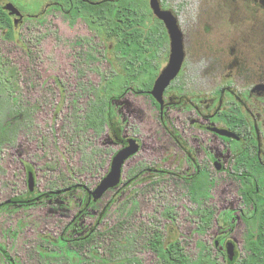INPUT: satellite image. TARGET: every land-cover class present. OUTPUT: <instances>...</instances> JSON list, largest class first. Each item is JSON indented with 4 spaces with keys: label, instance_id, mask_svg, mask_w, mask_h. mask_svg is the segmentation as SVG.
I'll return each mask as SVG.
<instances>
[{
    "label": "rangeland",
    "instance_id": "374dc122",
    "mask_svg": "<svg viewBox=\"0 0 264 264\" xmlns=\"http://www.w3.org/2000/svg\"><path fill=\"white\" fill-rule=\"evenodd\" d=\"M216 1L168 0L186 32L189 65L207 68L211 65L210 55L203 52L205 46L209 48L210 41L203 45L197 39L200 34L207 37L212 35L205 31L209 11H201L199 6L203 2L210 8L209 5ZM7 2L26 17L16 24L21 41L6 38L3 36L5 31L0 30V52L20 71L17 102L21 107L30 109L31 123L19 131L14 142L1 145L0 203L17 196L33 198L38 193L70 184L81 183L93 189L109 171L112 157L120 145L107 131L96 134L93 130L76 129L72 113L74 98L77 97L82 109L85 108L91 94L86 89L85 92L76 93V89L81 83L88 87L101 85L106 76L121 69L120 61L115 65L112 58L116 54L110 52L111 44L102 42L98 33L84 20L72 23L66 15L55 11L41 13L48 0H0V5L6 7ZM200 19L203 20L199 26ZM154 24L155 21L150 26ZM160 29L163 31L161 26ZM86 35L96 41L94 44L97 43L100 60L81 78L76 68L75 52L80 48L76 39ZM38 39L42 42H37ZM167 48L166 42L155 57L154 63L159 68L157 75L166 65ZM26 50L31 53L28 54ZM34 50L40 53L39 58L35 57ZM139 84L135 82L133 86L139 89ZM123 96L121 105L127 101L135 102L142 113L141 117L137 116V121L133 116L129 120L128 109H125L126 116L123 118L128 122L124 126V134H135L145 144L143 150L126 163L123 183L142 167L164 166L181 171L183 164L178 165V156L171 162L163 157L164 136L156 120L155 105H150L151 100L143 97L145 94L138 96L133 90L124 91ZM173 152L179 153L174 147ZM30 170L35 176L32 191L28 184ZM211 176L210 197L204 201L206 205L213 206L216 214L232 202L242 205L241 194L239 192L237 195L226 171L212 169ZM84 193L83 189L78 188L31 206L0 210V242L6 246L15 264H105V260L111 256L120 257L122 254H135L146 264H156L157 255L147 247V238L155 225L162 227L168 236L176 235L192 257L199 251V241L212 246L220 233L215 221L204 235L196 231L198 219L193 210L197 204L191 200L187 184L161 175L146 174L130 185H120L110 190L84 216H80L83 229L71 235L77 236L90 226H98L95 238L87 248L75 250L58 245L56 239L64 234L68 222L84 208ZM114 198L99 223V217ZM168 206L175 208V224L161 214ZM246 230L244 221L240 219L232 231L231 235L237 243L235 257L245 251ZM221 246L212 248L219 254V260L226 262L224 246ZM0 264H9L1 252Z\"/></svg>",
    "mask_w": 264,
    "mask_h": 264
},
{
    "label": "flooded vegetation",
    "instance_id": "af4514ba",
    "mask_svg": "<svg viewBox=\"0 0 264 264\" xmlns=\"http://www.w3.org/2000/svg\"><path fill=\"white\" fill-rule=\"evenodd\" d=\"M79 1L87 0H48L41 8V13L55 11L66 15L71 22L73 6ZM110 1L119 3L118 0ZM131 1L130 7L134 16H136L137 10L141 14L149 10L152 12L151 19L148 18L144 22L146 26H150L152 22L156 21L157 17L151 9L150 0H140V3L138 0ZM159 2L163 9L172 10L178 19L184 35L185 59L179 74L164 92L162 108L149 93L150 89H137L132 86L130 90H133L138 96L145 94L146 96L143 97L151 100L150 105H155L156 120L162 128L164 136L163 157L167 158L166 161L171 162L178 156V165H183L180 166L181 171L164 166L159 168L142 167L136 170V173L140 171L143 173L135 181L143 175L152 174L165 176L188 186V183L194 182L202 171L208 173L209 180L212 179V169L226 171L231 177V184L235 187L237 195L240 192L242 200L241 206H238L237 202H232L217 214L215 213L217 218L221 215V220L216 219L215 221L220 229L215 244L221 248L222 244L223 252L227 254L226 245L229 241H234L237 245L231 235L232 231L238 226L240 219L244 221L247 229L249 223L246 218H249L251 211L255 209L253 198L246 190L249 196L246 199L242 194V188L245 185L258 187L259 184L264 183V180H258L256 177V172L264 171V0H218L210 4V8H207L203 2L200 3L201 11H209V20H205L208 22L205 31L212 34L210 37L202 34L197 35L201 44L210 41L209 48L205 46L203 51L208 53L212 60L208 68L188 64L186 32L181 25L179 15L169 5L168 0H159ZM8 4L11 3L7 2L5 6L7 7ZM124 6L127 7V5ZM77 20L83 19L77 17ZM200 20L199 26L203 19ZM162 24L167 32L163 22ZM166 42L168 43L167 64L170 55L168 32ZM123 98L124 96L121 97V99ZM115 108L124 126L128 122L123 118L126 116L125 109H128L129 115L127 116L129 117L127 119L129 118V120L132 116L135 120L142 116L140 108L135 102L127 101L122 105L116 104ZM224 113L233 116L237 122L226 121L223 117ZM214 128L234 131L237 137L220 135ZM123 134L124 131L120 137H115V142L120 145V149L128 144L130 137H133L140 144V151L143 150L145 144L138 136L131 134L124 137ZM218 139L221 140L220 143ZM173 147L179 153H174ZM241 175L244 179H241ZM133 176L131 175L123 185H127ZM78 188L88 194L82 186H75L70 191ZM59 195L38 193L32 199L41 202L51 200ZM8 200L11 202L7 203V208L22 206L26 201L22 197H12ZM88 201L92 202L89 200V194ZM0 204H4L3 208H5V201ZM211 207L215 210L213 206ZM83 211L84 208L79 211L82 216L85 215L82 213ZM223 213L224 216H222ZM79 214H76L66 225L65 231L67 230L68 234L83 229V221L79 222L81 220ZM194 215L198 217L195 213ZM96 226H90L87 231L83 230L79 232L80 235H73L72 238H82L92 233ZM12 260L15 263L13 257Z\"/></svg>",
    "mask_w": 264,
    "mask_h": 264
},
{
    "label": "trees",
    "instance_id": "16d2710c",
    "mask_svg": "<svg viewBox=\"0 0 264 264\" xmlns=\"http://www.w3.org/2000/svg\"><path fill=\"white\" fill-rule=\"evenodd\" d=\"M87 0L76 2L72 9L71 22L75 23L77 17H81L90 28L94 29L102 42L109 43L110 52H114L113 61L115 65L120 61L121 69L104 78L101 85L88 87L85 83H81L76 89V93L85 92V89L90 92L91 97L86 102V107L82 109L78 98H74L73 115L77 130H93L96 134H102L107 131L112 139L120 137L124 128L120 116L118 115L113 100H120L123 97L124 91L130 90L129 86H133L139 82V89H150L157 76L159 68L155 65V57L167 39V32L162 22L155 18L156 24L146 26L144 22L150 18L151 11L141 14L137 10L136 16L130 7L131 0ZM140 3V0H138ZM121 4V6H118ZM124 5H127L124 6ZM149 16V17H148ZM16 24L13 16L0 5V30H4L3 36L8 39L21 41L20 35L16 32ZM160 26L163 31H161ZM42 42L39 40L37 42ZM79 45L75 52L77 60L76 68L79 71V76L84 78L87 70L92 69L93 65L100 60V52L94 44L96 41L93 37L82 36L76 39ZM23 43V42H21ZM23 45V44H22ZM36 45V44H35ZM37 49V48H35ZM28 54L31 51L26 50ZM35 57L39 58L40 53L34 50ZM32 56V54H31ZM34 60V59H33ZM117 62V63H116ZM82 80V79H81ZM86 85V87H85ZM20 90V71L16 65L10 62L0 52V148L1 145L12 143L18 137L19 131L27 124H30V109L23 108L17 102ZM25 117V119H23ZM5 117V120L4 118ZM224 119L229 122H237L233 116L229 114L223 115ZM140 171L133 172L131 180L127 183H133L140 174ZM138 174V175H135ZM258 180H264V171L256 172ZM241 179H244L241 175ZM209 175L202 171L192 183H188L189 196L191 200L197 204L194 213L198 215V225L196 231L204 235L213 225L216 219L221 220L220 216H215V210L204 203L210 197ZM76 184H70L64 188L71 187L72 190ZM49 191L43 192V195H49ZM57 190V189H56ZM249 196L255 202V209L251 211L249 218H246L249 223L245 236L244 253L235 257L233 261L228 260L221 262L219 254L213 251L214 244L208 245L203 241L198 242V253L192 257L185 248L182 241L176 236H168L162 227L155 225L147 238V247L157 255L156 264H264V183L258 187H249L245 185L242 188V194L246 199ZM85 192V191H84ZM85 206L83 214L94 206L97 202H89L88 194L85 192ZM105 196V195H104ZM22 197V196H17ZM27 199L24 205L17 207L31 206L38 202L35 199L26 196ZM110 200L105 207L102 215L99 217V223L105 217L110 205L114 202ZM4 204H0V210ZM7 203L5 202V208ZM163 217L171 220L172 224L176 222L175 208L172 206L166 207L161 212ZM80 216H82L80 214ZM79 216V217H80ZM224 216V213L223 215ZM81 218V217H80ZM226 219V218H225ZM174 226V225H173ZM69 225L67 226V228ZM98 226L92 233L82 238H72L71 234L67 233L60 235L56 242L58 245L72 247L75 250H83L87 248L95 238ZM0 252L8 260L9 264H15L12 256L0 242ZM221 252V251H219ZM222 253V252H221ZM105 264H146L138 255H121L120 257L113 255Z\"/></svg>",
    "mask_w": 264,
    "mask_h": 264
},
{
    "label": "water",
    "instance_id": "95a60500",
    "mask_svg": "<svg viewBox=\"0 0 264 264\" xmlns=\"http://www.w3.org/2000/svg\"><path fill=\"white\" fill-rule=\"evenodd\" d=\"M150 6L153 10L155 16L160 19L168 32L170 38V55L168 63L160 71V73L155 78L152 89L149 93L153 98L160 104L161 108L164 102V92L171 82L179 74L184 59H185V47H184V35L182 29L179 25L178 19L172 10L163 9L159 0H150ZM7 10L13 16L15 24L21 21L24 17L21 12L15 8L12 4L7 5ZM123 102L120 100H113V104H121ZM214 130L220 135L236 138L237 135L234 131L227 129L214 128ZM124 137H128L126 134ZM115 141V140H114ZM140 151V144L136 138L130 137L128 139V144L121 149H119L114 156L110 164V169L107 174L101 179V181L96 185L95 188L90 189L84 184H77L75 186L84 187L88 194L89 200L97 202L104 195H106L110 190L118 188L123 185L122 180L124 179V167L126 163L131 159V157L138 154ZM28 184L29 189L34 190L35 186V176L33 171L28 173ZM71 187L61 188L51 191L53 194H61L63 192L70 191ZM6 203L11 202V200H6ZM227 256L229 261H233L236 256V245L234 241H229L226 245Z\"/></svg>",
    "mask_w": 264,
    "mask_h": 264
}]
</instances>
